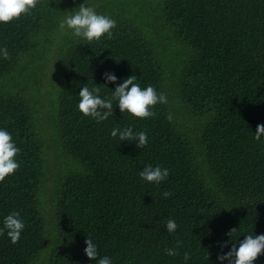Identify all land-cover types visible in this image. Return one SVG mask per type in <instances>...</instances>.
I'll return each instance as SVG.
<instances>
[{
	"label": "trees",
	"instance_id": "16d2710c",
	"mask_svg": "<svg viewBox=\"0 0 264 264\" xmlns=\"http://www.w3.org/2000/svg\"><path fill=\"white\" fill-rule=\"evenodd\" d=\"M87 2L117 21L110 39L88 44L60 29L84 0H40L30 15L0 24V45L10 54L0 58V127L21 149V167L0 182V221L16 210L26 222L17 244L0 237V264H96L84 251L87 235L114 264H185L184 252L187 264H220L218 255L237 243L231 235L264 234V138L254 139L264 124V0ZM63 34L51 67L58 97L51 87L46 127L73 166L49 192L44 99L35 90L46 94L47 43ZM106 71L120 79L107 82ZM132 75L168 96L155 117L123 115L115 106L97 123L78 110L83 84L110 94ZM126 125L146 131L149 144L110 135ZM147 164L169 168L168 179L142 181ZM170 218L175 233L164 227ZM254 264H264V254Z\"/></svg>",
	"mask_w": 264,
	"mask_h": 264
},
{
	"label": "clouds",
	"instance_id": "9594fccd",
	"mask_svg": "<svg viewBox=\"0 0 264 264\" xmlns=\"http://www.w3.org/2000/svg\"><path fill=\"white\" fill-rule=\"evenodd\" d=\"M40 0H0V24H6L27 16L37 7ZM60 0H57L59 3ZM59 22L61 30L70 32V35L77 41H83L88 44L93 41L103 42L113 36V30L116 28L117 21L110 15L98 12L94 6H90L87 0L81 3L77 8L67 11ZM0 58L9 59L10 54L6 46L0 45ZM107 82L116 83L120 78L115 72L104 73ZM101 84L89 83L83 84L79 91L78 110L84 115L92 118L97 123L107 121L113 116L115 106H118L123 115L136 118H151L157 115L156 106L167 104L168 96L151 84L142 86L137 82V76L132 75L124 78L122 82L117 83L111 93L104 92ZM103 85H107L103 84ZM172 120V113L167 117ZM110 135L122 142H135L138 147L144 148L149 144V135L144 130H138L132 125L123 127L115 126L111 129ZM264 138V124L257 126L254 132V139L261 141ZM21 149L17 146L13 134L6 128L0 127V182L6 177L15 174L21 167V161L18 154ZM170 169L160 164H147L139 171V177L142 181L149 184H161L168 179ZM165 198L172 195L165 191L162 194ZM165 229L169 233H175L179 227L175 219H167ZM26 228L25 219L19 211L13 210L3 217L0 221V237L6 236L12 244H17ZM233 229L231 233L235 232ZM233 241L231 249L227 252H221L217 259L220 264L225 261L228 264H254V262L264 254V234H247L243 240L239 236L231 235ZM84 249L86 256L90 260H95L96 264H114L113 257L101 255L99 246L95 240L87 235ZM225 242L222 247H226ZM165 254L171 257L179 255L176 248H166ZM183 260L185 264L191 260V254L184 252Z\"/></svg>",
	"mask_w": 264,
	"mask_h": 264
},
{
	"label": "rangeland",
	"instance_id": "374dc122",
	"mask_svg": "<svg viewBox=\"0 0 264 264\" xmlns=\"http://www.w3.org/2000/svg\"><path fill=\"white\" fill-rule=\"evenodd\" d=\"M107 10H104L101 13H105ZM155 31V30H154ZM65 36V34L53 39L52 42L47 43V49H49L48 53L50 54V64L49 65H45L43 66L44 68H49L50 70V77L44 76L43 79L41 80V89L44 93H46L45 95L40 92L37 93V90H35V94H36V99L40 98V95L43 96L44 99V103L41 104V111L42 114L40 116V125H41V129H42V134L45 138V140L47 141V150H46V155H47V191L51 192L53 186H54V182L55 180L59 179L60 176L68 171L72 166H73V161H71V157L66 154L65 152H60L59 147L56 144V140H54V143L51 144V134L47 129V125H49V111L53 109L52 104L49 102V99L51 97L49 90L52 87L53 94L58 97V90H59V86H60V80H55L54 77V72H53V67H54V61H55V56H58L59 50H60V42L61 40L63 41V37ZM52 67V68H51ZM172 78L171 76H168V80L170 81ZM58 105V104H57ZM186 115L190 116L191 114L189 112L186 113ZM198 134V131H197ZM49 144L51 145V149H48ZM50 198L47 200V202L44 204L45 207H47V214L49 217V222L52 220V211L50 208ZM51 228V226H50Z\"/></svg>",
	"mask_w": 264,
	"mask_h": 264
}]
</instances>
